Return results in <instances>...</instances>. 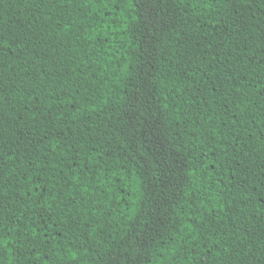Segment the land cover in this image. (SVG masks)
Segmentation results:
<instances>
[{"label": "trees", "instance_id": "trees-1", "mask_svg": "<svg viewBox=\"0 0 264 264\" xmlns=\"http://www.w3.org/2000/svg\"><path fill=\"white\" fill-rule=\"evenodd\" d=\"M0 33V264H264V0H0Z\"/></svg>", "mask_w": 264, "mask_h": 264}, {"label": "snow or ice", "instance_id": "snow-or-ice-1", "mask_svg": "<svg viewBox=\"0 0 264 264\" xmlns=\"http://www.w3.org/2000/svg\"><path fill=\"white\" fill-rule=\"evenodd\" d=\"M2 33H0V38H2ZM7 47L6 44H4L2 42V39H0V49ZM42 115H47V112L42 113ZM33 120L36 119V117L33 115L32 117ZM4 167V162L2 159V154H0V198H3L6 195V192L4 191V177L2 174V169ZM80 177H76V181H79ZM73 181V182H76ZM30 183V181H29ZM41 187H43V185H40ZM53 187H55V185H53ZM29 191H31V189H29ZM23 195L27 196L28 193L24 192ZM73 199H75V197H73ZM43 207V205H41ZM23 231V230H21ZM33 239H35V237H33ZM11 243V241H7L5 236L3 235V219L0 218V248H7L8 244ZM75 259V257H73Z\"/></svg>", "mask_w": 264, "mask_h": 264}]
</instances>
